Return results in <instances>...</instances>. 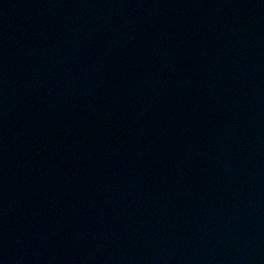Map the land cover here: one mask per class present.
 <instances>
[{
  "label": "water",
  "instance_id": "1",
  "mask_svg": "<svg viewBox=\"0 0 264 264\" xmlns=\"http://www.w3.org/2000/svg\"><path fill=\"white\" fill-rule=\"evenodd\" d=\"M1 2V97L28 102L13 121L0 111V264H179L205 230L220 239L215 222L235 238L198 264H264L241 181L211 180L233 174L217 156L241 146L232 127L260 117L246 95L263 80L264 0ZM172 90L174 118L152 116ZM191 92L203 101L187 115ZM246 171L251 190L264 183L263 161Z\"/></svg>",
  "mask_w": 264,
  "mask_h": 264
}]
</instances>
